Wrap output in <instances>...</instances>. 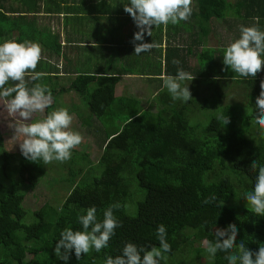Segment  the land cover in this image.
I'll return each mask as SVG.
<instances>
[{
	"label": "trees",
	"instance_id": "obj_1",
	"mask_svg": "<svg viewBox=\"0 0 264 264\" xmlns=\"http://www.w3.org/2000/svg\"><path fill=\"white\" fill-rule=\"evenodd\" d=\"M2 1L0 43L11 37L12 27L18 26L20 36L16 42H40L50 52V57L60 56L58 35L51 34L54 33L51 26L38 24L35 17L41 11L47 15L64 11V24L75 28L71 16L73 8L67 4L68 0H19L16 8L11 5L5 8ZM241 5L246 8L245 15L241 14L242 10L233 9ZM191 7L192 14L187 21L166 26L167 44L162 56L165 74L175 75L177 69L182 68L194 75L188 84L190 101H174L163 88L156 95L161 96L160 110H144L121 97H117V105L112 108L119 74L109 78L77 74L67 85L58 82L60 76L56 68L47 61H39L44 68L40 63L35 71L45 76L37 82L48 86L53 100L45 109V117L56 103L57 91L58 95L74 92L85 100L90 96L89 112L100 122L102 133L105 129L102 151L96 163L75 150L68 161H53L66 166L68 176H61L58 182L70 184V191L59 208L44 204L31 212L24 207V199L36 188L44 164L30 161L22 154H9L0 135V264H64L53 254L62 230H82L78 217L86 214L89 207L95 206L97 218L102 220L103 211L116 203L120 207L114 209V214L122 226L115 230L108 247L99 253L93 249L79 259L72 254L68 264H105L107 256L121 254L126 242L146 249L159 247L156 229L160 224L166 226V238L171 245V252L165 254L167 259L160 264H184L179 259L184 254L195 260L209 257L203 242L214 241L215 230L228 225L238 229L237 244L243 241L253 252L264 247V216L256 215L243 198L256 183L258 169L253 171L251 162L255 160L264 165V129L255 122V99L264 81L259 74H263L264 69L255 78L241 77L223 64L224 50L239 31L228 21L248 20L252 14L263 19L264 0H195V6L192 1ZM24 18H29V22L22 21ZM216 22L223 25L227 34L217 42L218 46L207 47L209 33L214 37L219 35L214 30ZM121 27L122 24H118L111 32L112 44L121 43L114 34ZM135 29L133 36L140 31ZM36 31H44L49 41H39ZM162 31V25L154 26L150 35L144 33L142 40L136 43L154 42L161 48ZM181 32L187 35L184 43L187 45L179 46L171 40L172 36L179 38ZM133 36H129L128 41L131 42ZM131 46L134 51V44ZM191 57L195 58L196 67L189 68ZM174 59L180 63L173 64ZM45 64L49 66L46 68ZM29 76L26 75V81L31 87L37 82H32ZM53 79H57V83L53 84ZM99 80L104 84L88 95L89 84ZM14 83L9 81L5 87ZM230 94L240 100L236 102L235 98V101L220 104L221 99ZM196 99L202 102L205 111L215 107L205 125L189 123ZM177 103L181 105L178 107ZM121 110L129 115H120ZM220 114L229 117L230 123L223 125L217 119ZM116 122L122 125L116 126ZM212 196L216 198L211 203H204ZM225 255L218 252L207 264H228Z\"/></svg>",
	"mask_w": 264,
	"mask_h": 264
},
{
	"label": "clouds",
	"instance_id": "obj_2",
	"mask_svg": "<svg viewBox=\"0 0 264 264\" xmlns=\"http://www.w3.org/2000/svg\"><path fill=\"white\" fill-rule=\"evenodd\" d=\"M192 0H129L124 11L133 19L140 30L134 33V51L137 55L156 47L152 43H139L143 34L150 35L154 26L175 25L180 21H187L192 14ZM42 48L38 43L7 40L0 43V100L10 115L18 114L21 121L31 120L34 113H44L52 104V93L47 85L38 83L45 76L43 72L35 71L41 59ZM264 31L256 26H241L240 36L230 43L224 50L223 64L241 77L255 78L264 69ZM178 65L179 60L174 59ZM34 83L29 87L26 75ZM163 86L168 90L172 99L187 102L192 100L188 87L194 75L178 68L175 75L165 74L160 77ZM9 81L15 82L5 87ZM261 92L255 99L256 124L264 129V81L261 82ZM223 125L230 123V118L224 114L217 117ZM73 116L66 108H58L43 119L31 123L15 124V134L23 137L19 143L21 154L28 160L42 161L44 165L59 161L61 163L71 158L72 149L82 143L80 133L71 131ZM251 169L257 171L254 189L244 194L243 198L251 205L252 211L258 216H264V165L255 160L251 162ZM216 197L212 196L204 201L211 203ZM118 203L112 204L103 211V218H97L95 206L89 207L86 214L78 217L82 230L65 228L60 238L55 242L53 254L64 264H68L70 256L79 259L91 250L99 253L108 247V242L115 235V230L122 224L114 214L119 209ZM238 229L235 225H228L225 229L215 230V240H205V251L210 259H215L218 252L226 253L228 264H264V247L258 251L249 250L243 241L236 243ZM159 247L151 246L146 249L135 243L126 242L121 254L115 257L107 256L105 264H160L166 260L165 254L171 252V245L167 241L166 226L160 224L156 229Z\"/></svg>",
	"mask_w": 264,
	"mask_h": 264
},
{
	"label": "rangeland",
	"instance_id": "obj_3",
	"mask_svg": "<svg viewBox=\"0 0 264 264\" xmlns=\"http://www.w3.org/2000/svg\"><path fill=\"white\" fill-rule=\"evenodd\" d=\"M18 1L19 0H4L1 3L5 6V8H8L9 5L16 8L17 5L19 4ZM192 1H193V6H195V0H192ZM230 1L231 0H228V2ZM101 5H103V3ZM108 5L116 6L115 3H111ZM242 7H243L242 5L240 8L237 6H234L233 9L242 10L241 14L245 15L246 8H242ZM110 10H111V7H110ZM250 16L251 17L248 20H250L252 24L256 25L255 19L257 18V15L252 14ZM62 17H63L62 15L60 16V18L56 15H50V17H36V18H38V20L41 19L45 23H49L48 26H51V25L56 26V29H57L56 33H58L59 25L63 22L61 19ZM121 18L122 16L119 19ZM22 21H24L25 23L29 22V18H24L22 19ZM216 24H217V27L214 30H216V32L219 35H215L216 37H214L213 34L210 33L205 43V46L207 47L218 46L217 42L220 43L221 38L224 37L225 33L227 34V32L224 30L225 28L223 27L221 23L216 22ZM6 25L8 26V24ZM28 26L29 24L25 26L26 29ZM12 30L13 32H11L10 34L11 37L8 40L16 41V38H19L20 36V28H18V26H14L12 27ZM36 32H38L36 33V38L39 41H41L42 43L49 41V36L43 35L44 31L43 32L36 31ZM51 34L54 35V33H51ZM166 38L167 37H165V39ZM165 39L162 37V40H165ZM186 39H187V35L184 32H181L180 39L176 38L175 43L179 46L187 45V44H184ZM226 42L228 44V40ZM97 46H102V45L101 43H97ZM114 53H115L114 56L118 54L117 52H114ZM41 58L44 61H47L52 67L56 68V70H58L60 64H63V68H65V62L63 61L62 63V60L56 56L50 57L47 53L44 56V54L42 53ZM89 60L90 58H87L86 60H84L86 62L83 65L87 66L86 64L88 63ZM97 60H99V63L103 61L102 58L100 57H98ZM40 63H41V67L44 68L43 62H38L37 66H40ZM188 65H189V68L196 67L195 58H192V57L189 58ZM45 66L47 68L49 65L45 64ZM103 67L104 65H102L99 70L102 71ZM154 68L157 70L155 63H154ZM138 69H139V65L133 68L134 71ZM149 74H152L151 70H149ZM63 78H67V79L63 80ZM62 80L64 81L65 84L67 83L66 81H69L70 83L69 77H62ZM60 81L61 79L58 80V82ZM55 83H57V79H53V84ZM103 84L104 82H102V80H99L95 83H90L87 89L88 91L87 94L90 95L93 91L100 88ZM116 87H121V89L115 91V100L112 105V108L116 107L117 105L116 99L118 96H120L121 98H124L126 100V103H131L133 106L140 105V108L142 107L144 110L148 109L151 111H156V109L160 110L162 108V106L158 103L159 97L161 96L159 95V97H156L157 93L160 90H163V88H165L163 86V81L161 80L154 81L152 80V77H145L143 79H131V80L123 79L122 83L120 85H116ZM55 97H56L55 98L56 103L54 107L51 109V112L58 108H66L69 111V114L73 116V121H72V124L70 125L69 130L78 132L83 137L82 143L72 150H75L78 154L79 153L86 154L88 157V160H90L92 163H96L102 151L101 143H102L103 135L105 133V129L103 130V133H102V127H101L100 122L94 116H92L89 112L90 109L88 108V103L91 100V97L89 96V98L85 100L82 97L77 96L76 94H73V93L72 94L63 93V94L58 95V91L55 94ZM239 97L241 98L240 94H239ZM129 98L136 100V102H132L131 100H129ZM235 98L237 97L230 94L226 98L221 99L220 104L223 105L225 103L235 101ZM239 100L240 99L237 98L236 102H238ZM180 105L181 103H177L178 107ZM202 106H203L202 102L199 99H196L194 102V107L191 108L190 118L188 117L189 123L191 126H198L199 124H202V123H204L203 125H205L206 123L209 122L211 118L210 116L213 114L212 111L215 109V107L214 109L211 108L208 111H205L203 110ZM118 113L120 115H125V117L126 115H129L128 112L125 113V110L118 111ZM44 117H45V111L44 113H34L31 120L29 121H21L18 114L10 115L7 109L4 107V101L0 100V135L3 138V143H4L6 151L9 154H13L15 156L21 155L19 143L22 142L23 137L15 134L14 127H13L15 124L20 123V122L31 123V122H35L36 120L43 119ZM115 125L121 126L122 122H116ZM67 174H68V170L66 166L64 165L60 166L59 163L52 162L47 165H44V172L41 175L39 182L36 185V188L32 191H29L26 194V198L24 199V207L29 209L31 212L36 211L44 204H49L53 207L59 208L62 205L65 198L67 197L71 187H70V184H68L67 182H64V181L58 182V181H60L61 176H68ZM248 206L251 207L250 204H248ZM28 259L29 257H26V261H28ZM179 259H181V261L184 264H207L209 261H211L209 257H200L195 260L194 258L189 257L187 254H184Z\"/></svg>",
	"mask_w": 264,
	"mask_h": 264
},
{
	"label": "crops",
	"instance_id": "obj_4",
	"mask_svg": "<svg viewBox=\"0 0 264 264\" xmlns=\"http://www.w3.org/2000/svg\"><path fill=\"white\" fill-rule=\"evenodd\" d=\"M102 3L103 5H101ZM111 3H115L116 6H109L108 4ZM67 4L71 5V8H73L71 16L74 17L76 29L71 25L66 26L63 20L64 17L61 18L63 22L59 25V34L56 33V26L51 25L54 34L58 35V43L61 45V54L58 58L62 60V63L63 61L65 62V68H63V64H60L57 70L60 76L59 79H61L63 83V80L67 78H63L62 80V77H69L71 82L77 74H92L103 76L105 78L119 74V79L114 87V90L117 91L120 90L121 87H116V85H120L123 79L131 80L152 77V80L154 81L159 79L162 80L160 77L165 75L163 71L164 62L162 56L163 48L167 44V38L165 39V37H167V25H162V37L165 40H162L161 48L160 45H156V47H153L151 50L144 51L142 54L137 55L132 50L131 45L133 43L130 42V40L128 41L129 36H133L132 32L137 31L135 29L137 26L133 19L124 11V6L129 4V0H68ZM63 14L64 11H61L60 14L49 15L44 13V11H41L36 16L50 17V15H56L60 18L61 15L64 16ZM121 16L122 18L119 19ZM255 20L256 25L246 19H243L242 21H239L238 18L229 20L228 22L234 24V26L237 27V30H239L235 35L234 40L239 38L240 27L242 25L256 26L259 30L264 31V18L257 17ZM37 22L42 26H48L49 24L43 22L41 19L38 20V18ZM118 24H122V27L117 30V32L115 31L114 34L121 43L112 44L113 42L110 41V34ZM208 37L209 35L206 37V40ZM176 38L180 39V36L179 38L177 36L171 37L173 43H175ZM97 43H101L102 46H97ZM38 44L41 46L44 56L46 53L50 54L49 51L43 48L40 42H38ZM113 51L118 54L114 56L115 53ZM63 57H65V59ZM98 57L102 58L103 61L101 63L97 60ZM87 58H90V60L86 64L87 66H85L83 64L86 62L84 60ZM262 59H264V56H262ZM42 61L44 60L42 59ZM154 63L156 64L157 70L154 68ZM102 65H104V67L101 71L99 69ZM137 65H139V69L134 71L133 68ZM149 70H151L152 74H149ZM259 75H263L264 78V72ZM66 82V84L69 85V81ZM70 94H72V92H70ZM73 94L75 93L73 92Z\"/></svg>",
	"mask_w": 264,
	"mask_h": 264
}]
</instances>
